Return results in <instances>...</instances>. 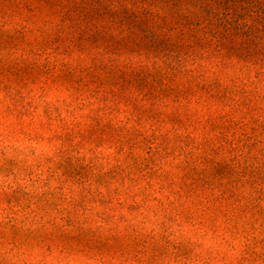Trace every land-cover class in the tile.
Segmentation results:
<instances>
[{
    "label": "rangeland",
    "instance_id": "374dc122",
    "mask_svg": "<svg viewBox=\"0 0 264 264\" xmlns=\"http://www.w3.org/2000/svg\"><path fill=\"white\" fill-rule=\"evenodd\" d=\"M0 264H264V0H0Z\"/></svg>",
    "mask_w": 264,
    "mask_h": 264
},
{
    "label": "trees",
    "instance_id": "16d2710c",
    "mask_svg": "<svg viewBox=\"0 0 264 264\" xmlns=\"http://www.w3.org/2000/svg\"><path fill=\"white\" fill-rule=\"evenodd\" d=\"M216 32H214V31H208L207 32V34H206V37H209V36H211V37H214V38H216ZM242 34V35H241ZM240 35L241 36H243V37H245V38H250L251 39V37H253V34L252 35H250V36H248V33L247 34H245V33H241Z\"/></svg>",
    "mask_w": 264,
    "mask_h": 264
}]
</instances>
